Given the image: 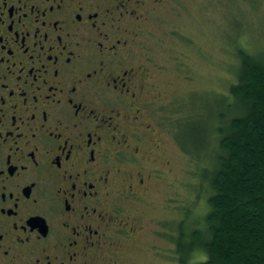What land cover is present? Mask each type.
Instances as JSON below:
<instances>
[{
  "label": "flooded vegetation",
  "instance_id": "obj_1",
  "mask_svg": "<svg viewBox=\"0 0 264 264\" xmlns=\"http://www.w3.org/2000/svg\"><path fill=\"white\" fill-rule=\"evenodd\" d=\"M177 1L0 0V264H126L168 130L140 36Z\"/></svg>",
  "mask_w": 264,
  "mask_h": 264
},
{
  "label": "rangeland",
  "instance_id": "obj_2",
  "mask_svg": "<svg viewBox=\"0 0 264 264\" xmlns=\"http://www.w3.org/2000/svg\"><path fill=\"white\" fill-rule=\"evenodd\" d=\"M150 15L139 51L154 65L166 99L168 130L162 135L158 162L164 173L141 190L142 201L128 208L132 215L140 214L143 231L138 241L126 244L125 263L177 264L172 225L188 209L199 214L206 200L196 199L193 166L176 138L175 106L178 113L188 112L179 122V136L189 129L198 140L199 122L209 115L207 106L225 95L236 77L237 50L264 56V0H178ZM137 248L143 251H133Z\"/></svg>",
  "mask_w": 264,
  "mask_h": 264
},
{
  "label": "trees",
  "instance_id": "obj_3",
  "mask_svg": "<svg viewBox=\"0 0 264 264\" xmlns=\"http://www.w3.org/2000/svg\"><path fill=\"white\" fill-rule=\"evenodd\" d=\"M236 58V77L207 106L198 140L189 129L179 136L188 112L178 113L176 138L206 205L172 225L177 264H264V56L238 49Z\"/></svg>",
  "mask_w": 264,
  "mask_h": 264
}]
</instances>
